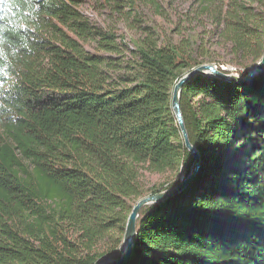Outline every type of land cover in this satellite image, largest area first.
I'll return each mask as SVG.
<instances>
[{"label":"trees","instance_id":"16d2710c","mask_svg":"<svg viewBox=\"0 0 264 264\" xmlns=\"http://www.w3.org/2000/svg\"><path fill=\"white\" fill-rule=\"evenodd\" d=\"M201 2L255 64L264 0ZM80 3L0 0V264H98L123 243L144 171L176 173L155 194L192 166L172 99L205 61L151 31L131 49ZM181 109L201 168L140 212L122 264H264V69L249 84L197 75Z\"/></svg>","mask_w":264,"mask_h":264},{"label":"rangeland","instance_id":"374dc122","mask_svg":"<svg viewBox=\"0 0 264 264\" xmlns=\"http://www.w3.org/2000/svg\"><path fill=\"white\" fill-rule=\"evenodd\" d=\"M127 1L119 2L123 7L114 8L111 0H81L80 8L94 24L113 30L131 49L151 31L163 41L192 43L204 64L226 67L227 72L239 75L247 72L249 62L234 56L231 44L213 24L212 8L201 0ZM87 47L93 49L91 44ZM176 177L174 172L144 171L145 196L152 195L151 188L168 186Z\"/></svg>","mask_w":264,"mask_h":264},{"label":"water","instance_id":"95a60500","mask_svg":"<svg viewBox=\"0 0 264 264\" xmlns=\"http://www.w3.org/2000/svg\"><path fill=\"white\" fill-rule=\"evenodd\" d=\"M264 69V54L263 56L253 65H251L247 72L243 75H239L238 73L227 72L225 68H219L213 64H202L191 71L187 72L175 85L173 91V99H172V108L174 114L177 118L179 127L181 129L182 137L184 139V143L186 148L189 150L193 157L192 166L189 170V173L185 175V173H181L180 182L171 188L165 189L161 192L145 196L138 200L136 205L133 207L126 226V232L124 235V240L119 248V250L115 251L113 254L109 255L102 259L98 264H122L132 253L134 250V240L137 235V221L140 215V212L148 205L158 203L162 200H165L176 193L183 190L199 173L201 168V154L199 150L192 144L188 130L185 125V120L183 116V112L181 109V91L183 89L184 84L190 80L191 78L197 75H208L211 77H217L225 82H233L238 84H249L262 70Z\"/></svg>","mask_w":264,"mask_h":264},{"label":"built area","instance_id":"2783aa9c","mask_svg":"<svg viewBox=\"0 0 264 264\" xmlns=\"http://www.w3.org/2000/svg\"><path fill=\"white\" fill-rule=\"evenodd\" d=\"M223 68H225V69H226V67H223Z\"/></svg>","mask_w":264,"mask_h":264}]
</instances>
